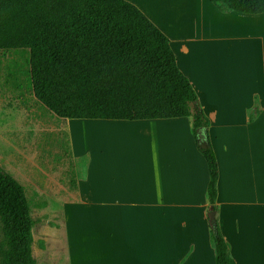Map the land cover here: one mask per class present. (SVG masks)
<instances>
[{
	"label": "crops",
	"instance_id": "1",
	"mask_svg": "<svg viewBox=\"0 0 264 264\" xmlns=\"http://www.w3.org/2000/svg\"><path fill=\"white\" fill-rule=\"evenodd\" d=\"M126 1L169 38L210 120L216 218L232 258L264 264V14L210 0ZM79 121L88 119L67 120L74 160H89L65 239L45 244L43 264H216L210 176L190 118L91 120L102 123L86 126L99 142L87 136L81 150L70 125Z\"/></svg>",
	"mask_w": 264,
	"mask_h": 264
},
{
	"label": "trees",
	"instance_id": "2",
	"mask_svg": "<svg viewBox=\"0 0 264 264\" xmlns=\"http://www.w3.org/2000/svg\"><path fill=\"white\" fill-rule=\"evenodd\" d=\"M220 10L264 14V0H210ZM27 54L33 95L58 118L146 120L188 117L218 212L219 167L210 120L181 72L169 38L126 0H0V52ZM0 264H37L26 192L0 166ZM216 264H236L218 220Z\"/></svg>",
	"mask_w": 264,
	"mask_h": 264
},
{
	"label": "rangeland",
	"instance_id": "3",
	"mask_svg": "<svg viewBox=\"0 0 264 264\" xmlns=\"http://www.w3.org/2000/svg\"><path fill=\"white\" fill-rule=\"evenodd\" d=\"M26 57L21 51L0 52V166L25 189L34 221L33 257L43 264L45 244L51 248L50 240L65 239V209L78 197L77 181L84 177L89 156L74 160L70 126L33 95ZM95 123L102 124H70L78 150L87 136L90 145H98L97 133L86 128Z\"/></svg>",
	"mask_w": 264,
	"mask_h": 264
},
{
	"label": "water",
	"instance_id": "4",
	"mask_svg": "<svg viewBox=\"0 0 264 264\" xmlns=\"http://www.w3.org/2000/svg\"><path fill=\"white\" fill-rule=\"evenodd\" d=\"M209 221L211 225H216V212L213 211L209 213Z\"/></svg>",
	"mask_w": 264,
	"mask_h": 264
}]
</instances>
